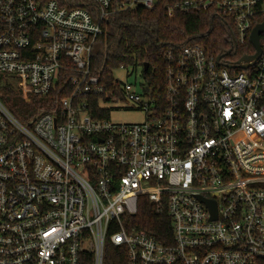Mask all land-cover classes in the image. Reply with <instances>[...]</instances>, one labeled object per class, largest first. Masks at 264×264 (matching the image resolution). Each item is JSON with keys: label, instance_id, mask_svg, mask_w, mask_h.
Here are the masks:
<instances>
[{"label": "built area", "instance_id": "obj_1", "mask_svg": "<svg viewBox=\"0 0 264 264\" xmlns=\"http://www.w3.org/2000/svg\"><path fill=\"white\" fill-rule=\"evenodd\" d=\"M161 3L170 19L221 16L235 46L264 25V0H0V90L49 102L20 121L0 96V264H106L109 248L110 264L264 262V34L247 69L246 55L223 61L232 50L219 63L198 44L168 50L160 97L133 69L120 70L140 89L92 74L110 22ZM143 197L169 242L135 223Z\"/></svg>", "mask_w": 264, "mask_h": 264}, {"label": "trees", "instance_id": "obj_2", "mask_svg": "<svg viewBox=\"0 0 264 264\" xmlns=\"http://www.w3.org/2000/svg\"><path fill=\"white\" fill-rule=\"evenodd\" d=\"M62 5L92 9L94 0H59ZM164 3L155 10L135 8L122 13L110 22L105 34L100 36L94 49L91 71L97 76L108 91L117 92L115 72L122 68L142 70V78L149 85L154 96H163L164 56L170 49H180L191 44H198L213 56H223L232 50L237 62L243 56H252L255 52L247 41L245 47L235 46L228 28V22L211 12L200 14H178L168 18ZM149 65L145 70L144 65ZM1 100L10 112L20 121H27L31 113L38 109L48 111L47 99H33L30 103L23 99L13 83H5L1 89ZM139 229L145 230L157 240L169 242L171 220L167 216L155 213L148 200H140V213L135 217ZM166 229V236L162 234ZM113 249L107 251V263L114 261ZM116 264H120L119 260ZM121 264H125L122 262ZM261 264H264L261 263Z\"/></svg>", "mask_w": 264, "mask_h": 264}, {"label": "water", "instance_id": "obj_3", "mask_svg": "<svg viewBox=\"0 0 264 264\" xmlns=\"http://www.w3.org/2000/svg\"><path fill=\"white\" fill-rule=\"evenodd\" d=\"M264 34V25H258L251 33L250 36V43L252 44L253 48L255 49L256 53L253 56H246L243 57L239 63L238 66L240 68L243 69H247L250 65H254L256 63V61L259 59V57L262 54V47H261V41H260V37L261 35ZM229 54V53H228ZM221 56L218 57L217 61L218 63L220 62ZM145 70H147L149 68V65L146 63L144 65ZM204 202H206L210 209L213 212V219L217 218V207H216V203L214 201H209L206 199H201Z\"/></svg>", "mask_w": 264, "mask_h": 264}, {"label": "rangeland", "instance_id": "obj_4", "mask_svg": "<svg viewBox=\"0 0 264 264\" xmlns=\"http://www.w3.org/2000/svg\"><path fill=\"white\" fill-rule=\"evenodd\" d=\"M141 71L142 70L140 69L138 73H141ZM138 76L136 77V74H132L131 71H127V70H119L115 72V77L123 83H127V82L131 83L137 80L139 84V89H140V84H142V81L140 77ZM112 120L119 122V123H131V122H140L143 120V117L142 115L137 114V113H127V112L121 111V112L115 113L112 117Z\"/></svg>", "mask_w": 264, "mask_h": 264}, {"label": "flooded vegetation", "instance_id": "obj_5", "mask_svg": "<svg viewBox=\"0 0 264 264\" xmlns=\"http://www.w3.org/2000/svg\"><path fill=\"white\" fill-rule=\"evenodd\" d=\"M227 56H223V61H227V60H230V61H233V56H234V53L233 52H230L229 54H226Z\"/></svg>", "mask_w": 264, "mask_h": 264}]
</instances>
